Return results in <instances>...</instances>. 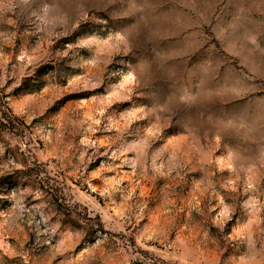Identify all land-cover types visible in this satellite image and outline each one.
<instances>
[{"label": "rangeland", "instance_id": "rangeland-1", "mask_svg": "<svg viewBox=\"0 0 264 264\" xmlns=\"http://www.w3.org/2000/svg\"><path fill=\"white\" fill-rule=\"evenodd\" d=\"M0 264H264V0H0Z\"/></svg>", "mask_w": 264, "mask_h": 264}]
</instances>
